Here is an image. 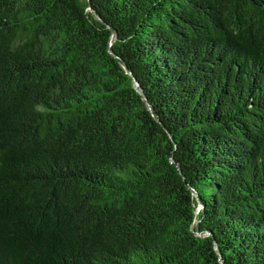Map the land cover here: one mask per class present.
Listing matches in <instances>:
<instances>
[{"label":"trees","instance_id":"trees-1","mask_svg":"<svg viewBox=\"0 0 264 264\" xmlns=\"http://www.w3.org/2000/svg\"><path fill=\"white\" fill-rule=\"evenodd\" d=\"M0 264H264V0H0Z\"/></svg>","mask_w":264,"mask_h":264},{"label":"water","instance_id":"water-1","mask_svg":"<svg viewBox=\"0 0 264 264\" xmlns=\"http://www.w3.org/2000/svg\"><path fill=\"white\" fill-rule=\"evenodd\" d=\"M110 29H111V39H110V43H111V42L114 40V38H115V33H114V31H113L112 28H110ZM124 67H125V66H124ZM135 89H136L137 92H139V86H138V83H137V82H135ZM139 94H140V93H139ZM141 98H142V100H143V103H144L146 109L150 112L151 116H152V117H153L158 123H160V124L162 125V123L160 122L158 116L154 113V111L152 110V107H151L150 104L147 102V100L145 99V97H143V96L141 95ZM166 131H167V134L169 135V138H171V140L173 141V138H172V136L170 135L169 131H168V130H166ZM169 160H170V162L174 163V159H173L172 153H171L170 156H169ZM175 166H176L178 172L181 173V169H180L179 165L176 163ZM193 194L195 195L196 200H197V207H196V211H197V210L199 209V207H202V202H201L200 197L197 195V193H196L194 190H193ZM199 234H201V233H199ZM214 247H215V249H216L215 243H214Z\"/></svg>","mask_w":264,"mask_h":264}]
</instances>
